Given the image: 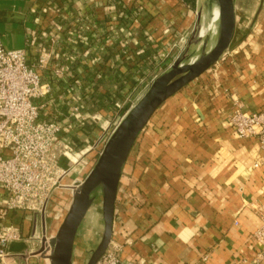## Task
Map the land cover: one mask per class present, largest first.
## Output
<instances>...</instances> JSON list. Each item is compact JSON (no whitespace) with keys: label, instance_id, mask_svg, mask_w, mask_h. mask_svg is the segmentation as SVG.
Instances as JSON below:
<instances>
[{"label":"crops","instance_id":"obj_1","mask_svg":"<svg viewBox=\"0 0 264 264\" xmlns=\"http://www.w3.org/2000/svg\"><path fill=\"white\" fill-rule=\"evenodd\" d=\"M194 1L0 0V41L25 48L34 61L45 43L48 17L67 27L76 42L62 35L55 52L71 76L57 82L47 97L56 104L40 119L66 116L71 87L82 111L100 115L71 134L76 149L86 148L114 116L129 109L138 89H147L164 55L189 37L185 34L197 18ZM212 5L201 17L211 18L209 27L218 18ZM42 6L48 7L46 14ZM256 10L253 34L235 47L232 40L231 53L163 101L137 136L126 163L134 185L123 174L124 164L114 204L112 239L122 244V259L264 264L255 262L253 237L260 224L254 205L264 202V163H253L262 152L255 138L237 137L228 121L237 106L244 113L264 109V0ZM83 46L90 49L86 58L80 55ZM61 94L66 99L59 100ZM96 157L97 151L88 152L79 175ZM27 228L25 222V233ZM33 258L30 264H41Z\"/></svg>","mask_w":264,"mask_h":264},{"label":"built area","instance_id":"obj_2","mask_svg":"<svg viewBox=\"0 0 264 264\" xmlns=\"http://www.w3.org/2000/svg\"><path fill=\"white\" fill-rule=\"evenodd\" d=\"M40 11L46 14L48 7L42 6ZM47 21L42 31L45 43L38 48L34 61L28 59L25 48H6L0 41V264H30L29 257L50 250L46 242L37 249L31 247L20 252L12 251L10 245L16 241L31 244L38 238L49 242L52 236H47L45 216L59 219L64 207L63 202H56L58 211L54 209L57 212L49 214L54 195L61 188L71 195L76 183L81 181L79 165L87 164L90 150L100 153V147L123 117L114 116L92 145L76 149L71 134L87 120L99 121L100 115L82 111L74 89L69 87L66 116L62 120L40 119L42 111L56 104L54 98L47 97L57 82L65 83L71 76V70L61 62L55 47L65 34L68 40L76 42L70 38L66 26L53 17H48ZM89 53V47L83 46L81 57L86 58ZM67 59L77 61L76 57ZM58 99L66 98L61 94ZM133 104L131 102L129 108ZM228 121L237 137L258 141L262 156L253 166L264 163V109L244 113L237 106ZM254 210L260 221L253 232L258 246L255 262H264V202L254 205ZM15 213L20 214L19 220L13 218ZM25 222L28 223L27 233L23 231ZM121 250L122 244L111 237L95 264H145L143 260L122 259Z\"/></svg>","mask_w":264,"mask_h":264},{"label":"water","instance_id":"obj_3","mask_svg":"<svg viewBox=\"0 0 264 264\" xmlns=\"http://www.w3.org/2000/svg\"><path fill=\"white\" fill-rule=\"evenodd\" d=\"M211 3L217 4L219 8L215 44L195 60L184 63L183 52L192 36L190 35L168 69L155 77L125 112L105 141L94 165L73 188L69 206L55 234L49 239L50 250L46 255L48 264H71L77 231L96 193L100 194L101 199L103 229L86 264H95L105 251L112 237L114 204L120 175L137 136L163 101L217 62L230 47L235 29V0H211ZM198 18L197 14L196 20Z\"/></svg>","mask_w":264,"mask_h":264},{"label":"rangeland","instance_id":"obj_4","mask_svg":"<svg viewBox=\"0 0 264 264\" xmlns=\"http://www.w3.org/2000/svg\"><path fill=\"white\" fill-rule=\"evenodd\" d=\"M195 7H196V11L194 12L196 15H199L198 20H195L193 26L191 27L193 29V33L191 34V30L187 31L185 36H188L190 38V40L188 41V45H186L187 48H185V51L183 52V59L182 62L186 63L188 61H191L193 58H198L201 53L206 52L208 50H210L212 48V46L215 44L216 39H217V26H218V21H216L212 27H209V29H205L203 31H201L202 29V15L203 14H207L211 12L212 9V4L211 0H195ZM259 5V0H235V31L233 34V42H232V47H235L236 45L240 44L242 41L246 40L248 38V36L253 34V30L255 29L256 25H257V7ZM197 19V18H196ZM183 43H181V41L176 45V47L172 48L169 52L168 55H164V58H162L163 60H160V63L157 67H159L156 71V75L155 77L159 76L160 74H162L165 70L168 69V67L170 66V64L172 63L173 59H175L177 57V55L179 54V52L181 51V49L183 48ZM228 48L223 54L222 56H227L228 54L231 53V48ZM8 48V47H6ZM163 61V63H161ZM215 64V63H214ZM212 66V65H211ZM210 66V67H211ZM209 67V68H210ZM208 68V69H209ZM211 69V68H210ZM161 70H164L161 72ZM207 70V69H206ZM205 70V71H206ZM146 90V88L144 89H138L136 95H134L133 97H130L129 100L130 102H136V100L139 98V96ZM125 113H121L119 116H123ZM79 145V144H78ZM133 147V146H132ZM100 149H102V146L100 147ZM132 148L129 152V155L125 161V168L126 165L128 164V162H130L132 159ZM98 153H97V157H98ZM97 157L90 161L93 162L91 165L93 166ZM127 163V164H126ZM135 163V162H134ZM90 166V168L92 167ZM124 166V165H123ZM132 170H135V164L132 166ZM83 166L79 165L78 170L80 171V169L82 170ZM128 169V168H126ZM125 169V170H126ZM89 171V170H88ZM88 171H86L85 174H82L79 178L82 180L85 175L88 173ZM130 173H123L125 177L128 178L129 183L132 185L131 187H133V173L131 171H129V169L127 170ZM133 178V179H132ZM132 179V180H131ZM122 185H125V183L122 181L121 182ZM70 199H71V195L68 194V190H65L64 188L59 189L56 194L54 195V202L52 203L50 210H49V214H52L54 212L58 211L57 207V203L56 202H63V208H62V215L59 219H54V218H49L48 216L46 217V222H45V226H46V232H47V236H53L55 234V231L59 225V223L61 222L68 206L70 203ZM54 209H57V211H54ZM48 213H45V215H47ZM102 229H103V222H102V213H101V199H100V194L96 193L94 201L92 202V204L90 205V207L88 208L80 226L79 229L77 231V235L75 237L74 240V247H73V252H72V257H71V264H86L91 251L96 247L97 243L100 240L101 234H102ZM44 242L48 243V240H44L42 239H34L32 240L30 243L33 246V249H37L41 244H43ZM27 245L24 243L23 241H16L13 242L10 245V248L12 251H22ZM44 254H49L43 251L42 255H36L33 256L35 258L33 259H40L39 261H41V264H48V259L46 257V255Z\"/></svg>","mask_w":264,"mask_h":264},{"label":"bare ground","instance_id":"obj_5","mask_svg":"<svg viewBox=\"0 0 264 264\" xmlns=\"http://www.w3.org/2000/svg\"><path fill=\"white\" fill-rule=\"evenodd\" d=\"M218 13H219L218 5H217V4H214L213 14H214V15L217 14V16H218ZM211 21H212L211 18H207V17H205V18L202 20V29H201V31H203V30H205L207 27H209ZM195 59H196V58H195ZM195 59L193 58L191 61H193V60H195ZM47 253H48V252H47ZM41 255H42V254H41ZM44 255H47V254H44ZM47 263H48V262H47Z\"/></svg>","mask_w":264,"mask_h":264},{"label":"trees","instance_id":"obj_6","mask_svg":"<svg viewBox=\"0 0 264 264\" xmlns=\"http://www.w3.org/2000/svg\"><path fill=\"white\" fill-rule=\"evenodd\" d=\"M186 3H193L194 0H183Z\"/></svg>","mask_w":264,"mask_h":264}]
</instances>
